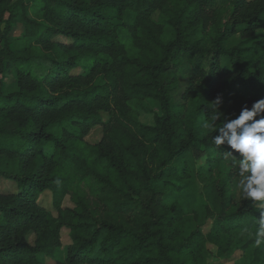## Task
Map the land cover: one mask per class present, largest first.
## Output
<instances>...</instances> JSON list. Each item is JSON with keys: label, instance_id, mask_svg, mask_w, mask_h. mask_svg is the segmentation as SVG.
Listing matches in <instances>:
<instances>
[{"label": "trees", "instance_id": "16d2710c", "mask_svg": "<svg viewBox=\"0 0 264 264\" xmlns=\"http://www.w3.org/2000/svg\"><path fill=\"white\" fill-rule=\"evenodd\" d=\"M18 7L24 33L13 39ZM261 98L264 0H0V154L19 162L0 167V181L17 184L0 189V264L62 253L57 264H204L209 238L226 258L264 264L260 211L236 188L240 154L212 141ZM148 99L161 107L152 124L141 121ZM205 121H215L207 133ZM189 154L205 159L206 235L186 233L191 213L164 202L183 189ZM47 191L54 210L40 202Z\"/></svg>", "mask_w": 264, "mask_h": 264}, {"label": "rangeland", "instance_id": "374dc122", "mask_svg": "<svg viewBox=\"0 0 264 264\" xmlns=\"http://www.w3.org/2000/svg\"><path fill=\"white\" fill-rule=\"evenodd\" d=\"M17 11V19L13 23V30L11 32V37L13 39L19 38L24 33V21L23 16L24 12L21 8H15ZM41 14V13H40ZM28 15L33 16L32 10L28 9ZM160 13L156 12L153 15L154 19L159 18ZM127 19H129V15H127ZM228 47L240 45L241 44V38L236 37L230 39V41L227 43ZM223 66L224 70L227 74L226 78H230L234 75V69L231 67L228 59H223ZM81 70L77 69L74 73H80ZM4 82L7 85H14L16 80L15 71L13 69L8 70L4 74ZM147 108V111H144L141 116V121L146 124H152L154 123V114L161 112V107L158 101L154 99H148L145 101ZM103 116L105 117V120H107L108 114L103 112ZM104 135L103 127L101 125L94 127L88 134L87 140L90 143H98L102 140ZM189 163H190V171L185 176L184 181H178L177 183L183 185V189L181 192L175 193L172 196L166 197L164 202L166 204H171L174 201H180L185 209L191 213V219L188 221V225L186 226V233H191L196 228H199L203 231V233L206 235L208 234L214 224V217L212 215H209L207 213V207L205 206V201L207 200V191L204 188L203 182L198 177V170L199 168L205 164V159H197L194 157V155L189 154L188 156ZM0 167L9 172H17L19 171V162L16 161L13 158H9L3 154H0ZM0 189L2 191H16L17 190V184L15 182H12L8 179H2L0 181ZM40 202L45 207L54 210L53 206V198L50 191L45 192L41 198ZM64 206H74L73 202L70 200V198L67 196L65 197L63 201ZM33 240V236L30 238ZM62 243L64 246L71 243L70 238V231L67 228H63L62 230ZM242 252L237 251L234 255L231 257H225L220 253V249L218 244L213 241L211 238L207 239L205 246H204V264H243L242 263ZM64 257V254H58L54 256L53 258H47L40 257L41 260L49 262L50 264H57L58 261L62 260Z\"/></svg>", "mask_w": 264, "mask_h": 264}, {"label": "clouds", "instance_id": "9594fccd", "mask_svg": "<svg viewBox=\"0 0 264 264\" xmlns=\"http://www.w3.org/2000/svg\"><path fill=\"white\" fill-rule=\"evenodd\" d=\"M221 102L220 98L216 101L217 104ZM215 121L212 124L203 122L205 133L213 129ZM212 141L240 154L237 173L240 179L236 188L260 211L255 232V244L260 246L264 243V98L254 101L251 107L244 105L235 118L225 119L215 129ZM228 154L233 155V151Z\"/></svg>", "mask_w": 264, "mask_h": 264}]
</instances>
